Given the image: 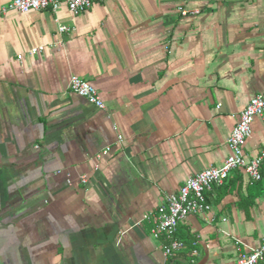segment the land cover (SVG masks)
<instances>
[{"label": "crops", "instance_id": "crops-1", "mask_svg": "<svg viewBox=\"0 0 264 264\" xmlns=\"http://www.w3.org/2000/svg\"><path fill=\"white\" fill-rule=\"evenodd\" d=\"M72 76L104 110L69 92ZM263 93L264 0L0 14V264H237L264 241V165L261 181L235 170L207 194L211 212L179 225L173 257L151 231L168 195L223 164ZM263 149L264 116L246 159Z\"/></svg>", "mask_w": 264, "mask_h": 264}, {"label": "built area", "instance_id": "built-area-1", "mask_svg": "<svg viewBox=\"0 0 264 264\" xmlns=\"http://www.w3.org/2000/svg\"><path fill=\"white\" fill-rule=\"evenodd\" d=\"M107 0H12L0 9V14L15 11L20 14L38 11L56 13L62 6L74 16L90 10L95 4H103ZM183 15L185 11H181ZM68 28L60 26L58 32H67ZM45 50L44 46L32 48L28 54L38 56ZM21 59V57H19ZM68 90L74 95L85 99L99 110L105 109V104L97 88L90 82L72 76L68 82ZM264 116V93L254 97L237 118V122L227 140L228 156L219 167L206 169L190 177L178 190L170 194L157 209L153 219L152 237L163 240V252L166 257H173L185 248V242L177 237L180 224L188 217L211 212L207 194L214 188L222 186L230 174L235 170H242L252 181L262 180L261 168L264 165V149L251 160H247L244 153L246 141L252 133V124L255 119ZM122 137H118L121 142ZM107 147L98 155V158L109 154ZM148 218L147 216L145 217ZM194 244V243H193ZM196 254V251H193ZM237 264H264V241L261 246L239 256Z\"/></svg>", "mask_w": 264, "mask_h": 264}, {"label": "trees", "instance_id": "trees-1", "mask_svg": "<svg viewBox=\"0 0 264 264\" xmlns=\"http://www.w3.org/2000/svg\"><path fill=\"white\" fill-rule=\"evenodd\" d=\"M178 232V231H177ZM193 246V244H191Z\"/></svg>", "mask_w": 264, "mask_h": 264}]
</instances>
